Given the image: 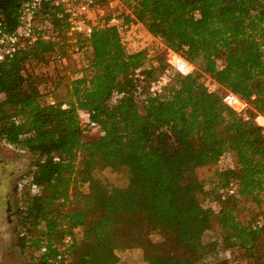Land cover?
Returning a JSON list of instances; mask_svg holds the SVG:
<instances>
[{
  "label": "trees",
  "instance_id": "16d2710c",
  "mask_svg": "<svg viewBox=\"0 0 264 264\" xmlns=\"http://www.w3.org/2000/svg\"><path fill=\"white\" fill-rule=\"evenodd\" d=\"M120 1L125 23H142L196 67L182 74L149 47L128 51L115 25L85 38L40 11L37 39L0 61V139L32 155L28 185L42 188L22 194L18 243L39 251L28 264H54L60 253L71 264H123L130 247L147 264H213L206 258L219 247L242 250L234 264H264V129L255 121L264 115V0ZM21 2L0 0L11 26ZM64 59L77 68L61 75ZM208 76L253 106L248 119ZM230 154L233 164L207 178L205 167ZM102 168L127 170L131 183L111 186L94 175ZM207 231L218 237L203 242Z\"/></svg>",
  "mask_w": 264,
  "mask_h": 264
},
{
  "label": "rangeland",
  "instance_id": "374dc122",
  "mask_svg": "<svg viewBox=\"0 0 264 264\" xmlns=\"http://www.w3.org/2000/svg\"><path fill=\"white\" fill-rule=\"evenodd\" d=\"M130 42L134 41L138 46H148L154 52L162 56H166L168 48L157 38L151 37L146 28H140ZM140 35V36H139ZM70 64L68 68L67 65ZM178 64L181 68L186 69L183 60H179ZM195 68L196 66L192 64ZM64 68L58 74H64L71 68H77V64L69 63L64 60ZM189 68V67H187ZM49 70L52 75H55L54 67ZM205 83L212 91L219 93L222 97L226 89L215 83L209 76L205 79ZM65 81L58 87L56 96L59 99L65 97L66 94ZM43 101L50 102V98H42ZM248 113L255 111L253 106L249 104ZM260 122H264L262 118ZM235 156L233 154L221 157L219 161L209 164L204 169V174L212 175L215 169L225 168L233 164ZM33 157L26 150L19 149L13 144L7 143L0 139V264H28L33 257L38 256V250L35 247H27L24 250L19 245V219L20 211L24 207L23 192L29 191L35 194L28 185V178L32 169ZM96 177L108 182L111 186L126 187L131 183L133 175L124 169L113 170L111 168H102L95 171ZM208 181V180H207ZM209 187V182H207ZM87 185H84L86 189ZM204 205H208L207 199L201 198ZM153 239H158L157 234L151 236ZM218 237V233L207 231L203 236V242H209ZM123 264H147L143 258V250L139 247H130L124 251H120ZM242 250L238 247L232 249L217 248L206 259L213 264H220V260H228L230 264L238 260H242Z\"/></svg>",
  "mask_w": 264,
  "mask_h": 264
},
{
  "label": "built area",
  "instance_id": "2783aa9c",
  "mask_svg": "<svg viewBox=\"0 0 264 264\" xmlns=\"http://www.w3.org/2000/svg\"><path fill=\"white\" fill-rule=\"evenodd\" d=\"M122 8L123 5L120 0H22L15 26H11L8 20L0 14V61L12 58L16 53L37 39L36 16L45 9L48 12H55L58 17L65 18L68 22L70 33L79 34L87 38L96 26L110 24L117 27L120 32L121 42L128 51L133 52L148 47H139V44H135L134 41L130 42L134 36L138 35L136 32L141 27H146L140 22L125 23L119 17ZM150 35L154 37L151 33ZM166 59L176 71L182 74H187L194 69L192 68L193 63H190L170 48H168ZM176 60H183L186 69L181 68ZM118 98L119 96L113 97L111 103H116ZM223 100L236 111L243 113L246 119L249 118L247 109L250 103L248 101L229 89H226ZM81 114L88 119L86 111L81 112ZM260 118L264 120V115L258 113L255 116V121L264 129V122H260ZM90 125L95 126L96 123L90 121ZM29 180L30 178L27 180L28 183H30ZM30 187L35 194L42 192V188L36 184H31ZM235 190L236 185H229L224 190L222 198L224 199L226 196L233 194ZM69 239L70 237L67 236L64 241L68 242ZM53 263L71 264L66 255L62 253L53 259Z\"/></svg>",
  "mask_w": 264,
  "mask_h": 264
},
{
  "label": "bare ground",
  "instance_id": "6f19581e",
  "mask_svg": "<svg viewBox=\"0 0 264 264\" xmlns=\"http://www.w3.org/2000/svg\"><path fill=\"white\" fill-rule=\"evenodd\" d=\"M176 61H177V63H178L179 60H176Z\"/></svg>",
  "mask_w": 264,
  "mask_h": 264
}]
</instances>
